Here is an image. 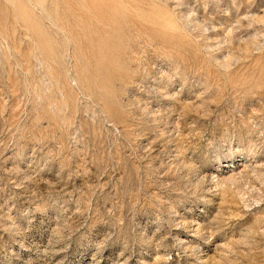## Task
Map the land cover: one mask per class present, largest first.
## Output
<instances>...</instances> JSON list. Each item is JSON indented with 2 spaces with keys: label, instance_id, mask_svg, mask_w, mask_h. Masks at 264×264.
Here are the masks:
<instances>
[{
  "label": "rangeland",
  "instance_id": "rangeland-1",
  "mask_svg": "<svg viewBox=\"0 0 264 264\" xmlns=\"http://www.w3.org/2000/svg\"><path fill=\"white\" fill-rule=\"evenodd\" d=\"M0 264H264V0H0Z\"/></svg>",
  "mask_w": 264,
  "mask_h": 264
}]
</instances>
